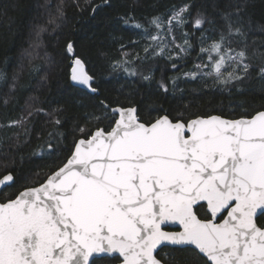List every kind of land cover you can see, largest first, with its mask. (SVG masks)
Returning <instances> with one entry per match:
<instances>
[{
	"label": "snow or ice",
	"instance_id": "obj_1",
	"mask_svg": "<svg viewBox=\"0 0 264 264\" xmlns=\"http://www.w3.org/2000/svg\"><path fill=\"white\" fill-rule=\"evenodd\" d=\"M249 3L202 0L193 5L188 0L167 19H151L156 31L144 29L151 41L144 52L162 55L168 47L163 41L171 37L178 51L168 58L190 56L189 33L183 31V43L177 44L174 31L183 30L194 13L198 55L194 70L182 76L242 91L239 82L252 66L245 48L233 47V38L239 37L237 42L246 47L244 28L251 22L243 13ZM57 7L62 19L63 8ZM213 13L223 25L206 28L216 24ZM131 19L124 18V23ZM48 23L59 27L56 19ZM134 27L143 28L139 23ZM46 31L40 27L37 39ZM152 47L159 51L150 53ZM66 52L72 57L70 79L94 99L99 88L71 41ZM128 63L118 61L113 68L135 76V70L125 67ZM259 76L264 79V67ZM179 78L171 81L173 91ZM7 79L6 68H0V83ZM160 88L169 91L163 83ZM101 105L102 114L88 119H110L107 129L97 127L76 141L70 156L38 186L26 187L14 198L0 192V264H99L102 259L111 264H163L158 258L161 246L170 249L166 258L183 264H264V109L240 119L214 114L184 118L183 113L142 118L136 106ZM22 123L23 118L9 126ZM47 152L57 156L51 143ZM13 181L11 173L3 175L0 189ZM170 225L180 230H165Z\"/></svg>",
	"mask_w": 264,
	"mask_h": 264
},
{
	"label": "trees",
	"instance_id": "obj_2",
	"mask_svg": "<svg viewBox=\"0 0 264 264\" xmlns=\"http://www.w3.org/2000/svg\"><path fill=\"white\" fill-rule=\"evenodd\" d=\"M186 2L188 0H109V3L105 0H0V68H6L8 75L7 81L0 83V178L9 173L14 176L13 184L2 192L14 198L24 188L43 183L47 175L70 156L76 141L88 138L97 127L107 129L110 119H88L93 114H102L101 101L110 107L136 106L142 118L163 114L174 117L183 113L184 118L214 114L240 119L264 109V79L259 76V69L264 67V0H250L243 13L251 22L250 27L244 28L246 47L237 42L239 37L233 38V47H244L247 62L252 66L246 79L239 82L242 91H237L235 85L225 89L211 79L191 80L182 76L194 70L198 55L200 33L194 28H187L193 44L190 56L169 59L165 51L162 55L146 56L144 48L151 41L145 38L144 29L153 34L156 31L150 24L151 19L156 16L165 19L172 9ZM191 2L196 5L202 0ZM57 6L63 8L62 19L58 18ZM212 15L216 24L206 25V28L222 26L219 16ZM128 17L133 19L125 24L124 18ZM50 19H56L59 27L49 24ZM135 23L143 28H135ZM40 27L48 31L37 39ZM69 41L95 78L99 95L94 99H89L86 91L71 83V58L66 52ZM37 44L39 47H35ZM158 51L156 47L150 49V53ZM125 59L130 61L125 67L135 70V76L122 68L114 70L113 65ZM145 75H150L151 79L145 81ZM177 77L180 78L173 91L171 81ZM161 83L169 87L167 93L161 90ZM22 118L21 125L9 126ZM56 119L61 123L56 124ZM81 127L85 129L83 133L78 130ZM49 143L57 149L55 158L47 152ZM0 200L4 202L2 196ZM168 253L169 248L159 253L165 264H183L181 260L166 258ZM99 264L111 262L102 259Z\"/></svg>",
	"mask_w": 264,
	"mask_h": 264
},
{
	"label": "rangeland",
	"instance_id": "obj_3",
	"mask_svg": "<svg viewBox=\"0 0 264 264\" xmlns=\"http://www.w3.org/2000/svg\"><path fill=\"white\" fill-rule=\"evenodd\" d=\"M165 19H167V18H165ZM192 19H194V15H192V17L189 19V22L184 26V29L183 30L178 29V28L175 29L174 35H175V42L177 44H182L183 43V41H181L182 40V37H183L182 32L183 31H186L187 32V28H190V29L193 28L192 27ZM163 42H164V44L168 45V47L165 48V52L168 55L171 54V55L175 56V54H176V52L178 50L172 45V43H171V37L165 38Z\"/></svg>",
	"mask_w": 264,
	"mask_h": 264
},
{
	"label": "water",
	"instance_id": "obj_4",
	"mask_svg": "<svg viewBox=\"0 0 264 264\" xmlns=\"http://www.w3.org/2000/svg\"><path fill=\"white\" fill-rule=\"evenodd\" d=\"M99 6H97L96 8H95V10L98 8ZM75 54H76V51H75ZM69 56H70V58H71V62H70V64H71V66H72V57H71V55L69 54ZM77 56V55H76ZM86 66V65H85ZM86 70H87V67H86ZM71 80V79H70ZM71 83H72V85L73 86H75V87H77V88H80V89H82V90H84V91H86L85 89H83L82 87H80V86H78V85H75L74 83H73V81L71 80ZM95 95H99V92L97 93V94H95ZM224 118V117H223ZM225 119H227V118H225ZM14 182V181H13ZM13 182H12V184H13ZM4 189H0V192H2ZM1 197V196H0ZM0 202H1V200H0ZM166 228H171V229H178V230H180L179 229V227L178 226H174V225H170V226H167ZM162 247V249L163 248H165L164 246H161ZM160 251V249H158V252ZM164 264V263H163Z\"/></svg>",
	"mask_w": 264,
	"mask_h": 264
},
{
	"label": "flooded vegetation",
	"instance_id": "obj_5",
	"mask_svg": "<svg viewBox=\"0 0 264 264\" xmlns=\"http://www.w3.org/2000/svg\"><path fill=\"white\" fill-rule=\"evenodd\" d=\"M165 230H167V231H179L178 229H171V228H166ZM163 249H165V248H163ZM161 252V250L159 251V253ZM158 258H159V256H158ZM160 259V258H159ZM163 262V261H162ZM164 263V262H163ZM165 264V263H164Z\"/></svg>",
	"mask_w": 264,
	"mask_h": 264
}]
</instances>
